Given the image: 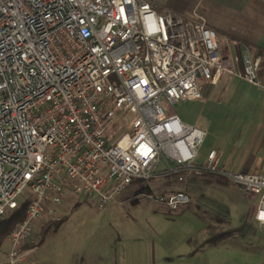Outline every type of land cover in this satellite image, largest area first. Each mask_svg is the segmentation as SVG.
Returning <instances> with one entry per match:
<instances>
[{
	"label": "built area",
	"instance_id": "2783aa9c",
	"mask_svg": "<svg viewBox=\"0 0 264 264\" xmlns=\"http://www.w3.org/2000/svg\"><path fill=\"white\" fill-rule=\"evenodd\" d=\"M261 65L249 52L232 55L196 10L0 0V224L26 206L0 264L25 262L39 224L66 200L91 198L104 210L135 180L165 176L214 175L258 197L264 233V174L227 168L218 149L198 163L207 133L170 112L225 76L264 88ZM144 197L171 211L191 202L184 192Z\"/></svg>",
	"mask_w": 264,
	"mask_h": 264
},
{
	"label": "rangeland",
	"instance_id": "374dc122",
	"mask_svg": "<svg viewBox=\"0 0 264 264\" xmlns=\"http://www.w3.org/2000/svg\"><path fill=\"white\" fill-rule=\"evenodd\" d=\"M211 89L203 100L177 103L170 112L212 134L210 124L217 113L212 110L216 101ZM123 132L117 127L111 130L119 136ZM203 143V158L199 157L198 163L204 162L205 150L214 141L209 135ZM175 192L189 195L191 202L186 208L171 211L144 197ZM258 201V197L214 175L190 176L184 181L174 176L145 183L136 180L104 210L91 198L66 200L55 218L39 224L36 237L27 246L45 239L31 252L26 246L30 254L22 264H72L73 259L81 262L83 258L86 263L100 260L99 264H146L150 260L151 264H257L258 259L264 260V233L254 220ZM19 202L28 204L24 196ZM50 222L61 223L42 238V228ZM241 226L243 232L235 237L215 245L204 244L216 233ZM191 249H198L193 254H199L195 259L173 257Z\"/></svg>",
	"mask_w": 264,
	"mask_h": 264
},
{
	"label": "crops",
	"instance_id": "0c3cea01",
	"mask_svg": "<svg viewBox=\"0 0 264 264\" xmlns=\"http://www.w3.org/2000/svg\"><path fill=\"white\" fill-rule=\"evenodd\" d=\"M160 12L171 11L188 15L198 11L205 16L222 40H227L232 55L242 59L245 53L262 58L259 79L264 85V0H149ZM211 97L216 101L212 110L217 113L211 121L214 143L205 150L221 152V161L227 168L242 173L264 174V88L255 87L240 78L223 77L212 87ZM220 95V96H219ZM217 101L220 102L218 105ZM218 115L220 119L218 120ZM217 118V119H216ZM206 139V138H205ZM204 144V143H203ZM199 151L200 159L202 147ZM4 245L7 246L4 249ZM0 248V261L7 257V241ZM33 249H30V252ZM193 249L183 255L195 259ZM30 254V253H29ZM193 256V257H192ZM100 260L72 264H99ZM151 264V260L146 263ZM257 264H264L261 258Z\"/></svg>",
	"mask_w": 264,
	"mask_h": 264
},
{
	"label": "trees",
	"instance_id": "16d2710c",
	"mask_svg": "<svg viewBox=\"0 0 264 264\" xmlns=\"http://www.w3.org/2000/svg\"><path fill=\"white\" fill-rule=\"evenodd\" d=\"M177 177V176H174ZM136 181V180H135ZM134 181V184H135ZM25 210H26V206H23L19 211L15 212L8 220L2 222L0 224V248L5 244L7 237L11 234V232L14 230L16 224L18 223V221L24 216L25 214ZM61 222H50L48 224H46L43 228H42V232L41 234L43 235L42 238L46 237V235L52 230L55 229L56 227H58L60 225ZM243 226L239 227V228H231L228 229L226 231L220 232V233H216L214 235H212L211 237H209L204 244L205 245H215L218 244L226 239H230L232 237H235L236 235L240 234L241 232H243ZM45 239V238H44ZM44 239L42 240L41 238L38 240L37 243L32 244V245H28L27 248L30 249H34L37 247H40L44 241ZM198 252V249H195L193 254Z\"/></svg>",
	"mask_w": 264,
	"mask_h": 264
}]
</instances>
